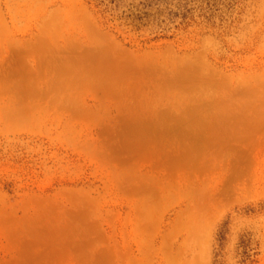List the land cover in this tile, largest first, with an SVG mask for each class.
<instances>
[{"label": "rangeland", "instance_id": "obj_1", "mask_svg": "<svg viewBox=\"0 0 264 264\" xmlns=\"http://www.w3.org/2000/svg\"><path fill=\"white\" fill-rule=\"evenodd\" d=\"M0 264H264V0H0Z\"/></svg>", "mask_w": 264, "mask_h": 264}, {"label": "bare ground", "instance_id": "obj_2", "mask_svg": "<svg viewBox=\"0 0 264 264\" xmlns=\"http://www.w3.org/2000/svg\"><path fill=\"white\" fill-rule=\"evenodd\" d=\"M109 50H110L109 48L102 47V46L95 44L93 46V48L88 50L87 56L85 57V59L83 61H81V60L78 61V60L73 59V60L69 61L68 63L67 62L63 63L62 65L73 66L75 63H81L80 68L78 69L79 70L78 72H76L75 70H72L68 74H73V79H76V81L79 83L80 82L86 83V85H89L87 80L90 79V82H92V84H90V85H93L90 88L95 89V87H97L96 86L97 81L95 79L99 77V76L97 77L98 68H100V70H101V69H103V67H107L109 70L108 71L109 78H110V72H112V71L116 72V70L121 69V66L119 67L121 62H119L116 59L113 60L114 58L112 59V56H111ZM85 60H87V62ZM59 69H60V67H59ZM104 69L107 72V69L106 68H104ZM108 73H106V75ZM120 73H122V71ZM65 74H67V72L65 73L61 69L60 70H54V75H56L57 77H60L62 75L64 76ZM104 83H106V82H104Z\"/></svg>", "mask_w": 264, "mask_h": 264}]
</instances>
